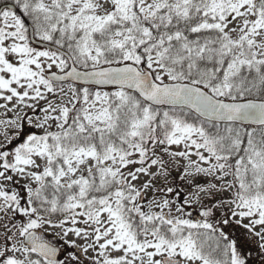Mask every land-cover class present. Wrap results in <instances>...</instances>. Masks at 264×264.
<instances>
[{
    "label": "snow or ice",
    "instance_id": "snow-or-ice-1",
    "mask_svg": "<svg viewBox=\"0 0 264 264\" xmlns=\"http://www.w3.org/2000/svg\"><path fill=\"white\" fill-rule=\"evenodd\" d=\"M0 110V264H264V0H0Z\"/></svg>",
    "mask_w": 264,
    "mask_h": 264
},
{
    "label": "rangeland",
    "instance_id": "rangeland-1",
    "mask_svg": "<svg viewBox=\"0 0 264 264\" xmlns=\"http://www.w3.org/2000/svg\"><path fill=\"white\" fill-rule=\"evenodd\" d=\"M0 111H2V110H0ZM28 111H30V110H28ZM34 131H39V130L36 129ZM178 177H179V172L176 171L175 169H173L172 174L169 176V182L172 184V186L179 188L180 189V192H182V194H186L188 192V188L185 186L184 182H182V181L179 180ZM142 179H144V178H142ZM23 183L24 182L21 181V184H23ZM151 195H152V193L150 192L148 194L149 198H151ZM223 195L225 196V198H227V196L229 194L228 193H224ZM219 215L220 214L218 213L217 216L219 217ZM231 230H232V235L233 236H238V237L243 238V235L244 234H243L242 230H240L238 228L231 229ZM45 238L48 239V240H50V241H52V242H54V243H56L58 246H63L61 244V241H59L57 239V237L55 236L54 230H52V229L47 230V232L45 233ZM246 247H249V245L246 246ZM253 254L256 255L255 252H253L252 255ZM80 255L82 257V261L83 262H87V264H91V261L89 260V256H95V253L89 252L88 255H85L84 253H80ZM257 258H258V262H256V263L258 264L260 258L259 257H256V260H257Z\"/></svg>",
    "mask_w": 264,
    "mask_h": 264
},
{
    "label": "trees",
    "instance_id": "trees-1",
    "mask_svg": "<svg viewBox=\"0 0 264 264\" xmlns=\"http://www.w3.org/2000/svg\"><path fill=\"white\" fill-rule=\"evenodd\" d=\"M18 187V186H17ZM21 190V192H23V189H20ZM181 194H182V192H181ZM197 212L196 211H194L193 210V216L194 217H197ZM225 227H227L228 228V230H229V232H231V234H232V230L231 229H236V228H238L239 229V226H235V225H226ZM249 247H255L254 245H249ZM253 256L255 257L256 255H254L253 254ZM256 262H258V258H257V260H256ZM257 264V263H256ZM259 264V263H258Z\"/></svg>",
    "mask_w": 264,
    "mask_h": 264
}]
</instances>
